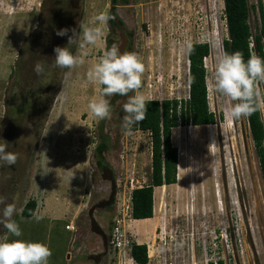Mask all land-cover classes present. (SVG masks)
I'll use <instances>...</instances> for the list:
<instances>
[{"label":"rangeland","instance_id":"obj_1","mask_svg":"<svg viewBox=\"0 0 264 264\" xmlns=\"http://www.w3.org/2000/svg\"><path fill=\"white\" fill-rule=\"evenodd\" d=\"M248 1L255 7L249 16L255 35L258 2ZM111 7V0H0V139L17 156L12 166L0 162V197L16 205L19 215L13 219L21 238L48 243L49 264H135L130 248L120 260L110 248L103 255L102 240L90 228V208L110 195V183L96 164L103 160L116 179L115 202L96 210L93 219L109 237L114 222L124 216L130 247L146 245L148 264H264L263 185L247 119H228L232 101L212 89L216 59L228 39L223 0H128L116 5L131 50L144 64L139 91L147 100L187 99L188 53L179 44L206 43L210 49L204 65L216 124L171 130L177 154V144L186 152L185 178L166 190L161 205L153 200V220L139 223L131 214L125 216L126 206L131 208L133 190L150 184V136L123 133L122 103L127 97L115 103L113 96L108 98V119L93 116L87 107L90 99L100 97L101 86L90 83L87 73L107 50L109 23L101 26L102 38L95 45L72 46L82 64L52 67L54 48L67 44L71 30L79 31L78 25L89 24ZM60 29H68V36H57ZM38 62L46 66L39 77L34 71ZM257 87L264 92V83ZM259 102L264 122V96ZM101 138L108 148L99 158L95 148ZM30 200L39 204L36 214L46 209L39 221L20 215ZM54 215L59 217L52 222ZM70 220L75 231L68 233ZM5 239L16 238L0 224V240ZM99 255L98 262L88 258Z\"/></svg>","mask_w":264,"mask_h":264},{"label":"clouds","instance_id":"obj_2","mask_svg":"<svg viewBox=\"0 0 264 264\" xmlns=\"http://www.w3.org/2000/svg\"><path fill=\"white\" fill-rule=\"evenodd\" d=\"M110 19H112L110 14L101 12L89 24L78 25L79 31L72 29L71 36H68V29L58 30L56 35L68 36V40L64 47L54 48L52 67L71 69L82 64L83 59L73 54L72 46L83 48L85 44L95 45L102 38L101 26L107 25ZM179 47L182 52L188 54L193 50L190 41H182ZM34 71L39 77L45 73L46 66L38 62ZM143 72L144 64L135 52L121 53L116 45L107 49L87 73L90 83L101 86L100 97H93L87 105L93 116L101 120L110 118L112 106L108 98L114 95L127 97L122 103L125 113L122 118V131L125 135H131L134 126L143 121L147 113V98L139 91ZM261 83H264V58L251 55L245 60L239 50L225 51L217 57L212 89L221 97L232 101L226 113L228 119L239 120L242 117H249L261 108L259 101L264 92L257 87ZM8 147L9 143L0 139V162L12 166L16 163L17 156L8 151ZM0 205H3L0 209V224L7 229L10 236L16 238L0 240V264H49L52 252L48 243L22 239L23 232L13 219L14 215H19L16 205L5 203L4 197H0ZM35 219L39 221L40 217L37 216Z\"/></svg>","mask_w":264,"mask_h":264},{"label":"trees","instance_id":"obj_3","mask_svg":"<svg viewBox=\"0 0 264 264\" xmlns=\"http://www.w3.org/2000/svg\"><path fill=\"white\" fill-rule=\"evenodd\" d=\"M128 0H111L108 21L110 36L107 39V49L116 44V32L122 26L115 13L117 4L126 5ZM260 25L253 35L249 25L250 11L255 7L248 0H223L224 17L228 39L223 43L224 52L241 51L244 59L251 55L264 58V6L262 0H257ZM193 50L188 54V97L185 100H147L146 118L133 131L147 133L151 140V180L150 184L131 193V217L133 220H145L153 217V192L155 187L171 186L177 182V149L171 143V130L178 127H199L216 124L208 101L207 70L204 60L209 56L210 49L206 43L192 44ZM120 96L114 95L111 103ZM222 117H220L221 119ZM250 136L258 160L264 195V122L261 108L246 117ZM102 140L95 148L99 158L107 150L108 144ZM103 160H97L101 167ZM37 208L35 200L28 201L21 210V217L32 218ZM112 229V228H111ZM130 257L135 264H148L149 256L146 245L132 244ZM210 264H224L222 261Z\"/></svg>","mask_w":264,"mask_h":264},{"label":"water","instance_id":"obj_4","mask_svg":"<svg viewBox=\"0 0 264 264\" xmlns=\"http://www.w3.org/2000/svg\"><path fill=\"white\" fill-rule=\"evenodd\" d=\"M115 22H116V24H119L120 23V19L116 18ZM130 44H131L130 40H129L127 34L124 32V28L122 26L121 27V34H120V43L118 45L119 51L121 53H123L125 51L131 52L132 48H131ZM108 172H112V171L108 170ZM102 178H103V180H106V181L110 182V195H109L107 200L101 201L98 204L94 205L92 208H90V210L88 212V216L90 218L91 231L95 235H97V236H99L101 238V240L103 242V248L106 250L107 249V239H106L105 234H104L103 230L101 229V227L97 224L95 219H93V214H94V212L96 210H102V209L110 207V206H112L114 204L115 195H116V181H115V179L113 177L109 179V178H106L105 176H102ZM88 258L93 260L94 262H98L99 258H100V255L99 256H90Z\"/></svg>","mask_w":264,"mask_h":264},{"label":"built area","instance_id":"obj_5","mask_svg":"<svg viewBox=\"0 0 264 264\" xmlns=\"http://www.w3.org/2000/svg\"><path fill=\"white\" fill-rule=\"evenodd\" d=\"M130 189L132 191V187ZM130 201H131V197H130ZM126 211L127 212H126L125 216L128 214H131L132 209L129 208L128 206H126ZM123 217L124 216H122V218L117 219L114 222V225L112 226V229H111V234L108 237V246L113 251H117V256H118L119 260L121 258L122 253L125 252V248H130V243H129L128 239L126 238V235L124 234L123 227H122ZM65 230L69 231V232L75 231L73 221H70L65 226ZM119 264H120V261H119Z\"/></svg>","mask_w":264,"mask_h":264},{"label":"bare ground","instance_id":"obj_6","mask_svg":"<svg viewBox=\"0 0 264 264\" xmlns=\"http://www.w3.org/2000/svg\"><path fill=\"white\" fill-rule=\"evenodd\" d=\"M180 128H175V131L178 132ZM178 148V165H177V183L175 185H171V186H161V187H155L154 188V192H153V197H154V204L155 206L157 205H161L164 198H165V192L168 188L171 187H178L180 185L181 182H183L184 178H185V171H184V158L186 155L185 149L182 147L181 144H177L176 146ZM157 208V207H156ZM157 209H155V213L157 214ZM153 218L151 219H145V220H135L134 222H146V221H151L153 220Z\"/></svg>","mask_w":264,"mask_h":264},{"label":"flooded vegetation","instance_id":"obj_7","mask_svg":"<svg viewBox=\"0 0 264 264\" xmlns=\"http://www.w3.org/2000/svg\"><path fill=\"white\" fill-rule=\"evenodd\" d=\"M127 36H128V38H129V40H130V37H129V35L127 34ZM124 99L126 98V97H123ZM108 168H106L105 167V165H102L101 166V171H102V176H106V174H107V176H106V178H114L115 179V177H114V173L113 172H108ZM105 171H107L106 172V174H105ZM115 181H116V179H115ZM109 182V181H108ZM110 183V182H109ZM116 186H117V184H116ZM110 207H112V206H110ZM110 207H107V208H110ZM107 208H105V209H107ZM91 227V226H90ZM104 234H105V232H104ZM105 237H106V239H107V249L105 250L104 248V254L103 255H107L108 254V249H109V246H108V235H107V233L105 234ZM102 245H103V242H102Z\"/></svg>","mask_w":264,"mask_h":264},{"label":"crops","instance_id":"obj_8","mask_svg":"<svg viewBox=\"0 0 264 264\" xmlns=\"http://www.w3.org/2000/svg\"><path fill=\"white\" fill-rule=\"evenodd\" d=\"M58 196V195H57ZM57 196H53L51 199H53V200H56L58 197ZM51 199H49V198H47V200H46V202H45V208L47 209V206H48V203L50 202V200ZM153 200H154V198H153ZM59 201V200H58ZM37 207H39V204H38V206ZM46 209H44V211H41V213L38 215V214H34L33 215V217L32 218H34V217H36V215L38 216V217H43V215L45 214V210ZM66 213V212H65ZM64 213V214H65ZM68 215V214H67ZM57 217H59V216H57V215H54V217H50V221H52V222H54V219H58ZM70 221H73V220H70ZM69 221V222H70ZM133 221H135V220H133ZM68 233H70L69 231H67ZM130 259H131V257H130ZM131 261H132V259H131ZM133 262V261H132ZM134 263V262H133Z\"/></svg>","mask_w":264,"mask_h":264}]
</instances>
